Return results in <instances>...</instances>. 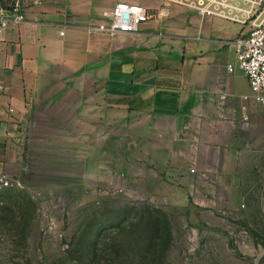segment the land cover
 <instances>
[{"label": "crops", "instance_id": "0c3cea01", "mask_svg": "<svg viewBox=\"0 0 264 264\" xmlns=\"http://www.w3.org/2000/svg\"><path fill=\"white\" fill-rule=\"evenodd\" d=\"M124 1L149 19L98 31ZM15 5L25 20L0 35V172L51 166V194L117 188L173 214L244 205V181L264 173V105L228 42L248 24L181 0H0Z\"/></svg>", "mask_w": 264, "mask_h": 264}, {"label": "rangeland", "instance_id": "374dc122", "mask_svg": "<svg viewBox=\"0 0 264 264\" xmlns=\"http://www.w3.org/2000/svg\"><path fill=\"white\" fill-rule=\"evenodd\" d=\"M49 168L0 188V264H257L264 252L262 171L238 209L173 214L117 188L51 194Z\"/></svg>", "mask_w": 264, "mask_h": 264}, {"label": "built area", "instance_id": "2783aa9c", "mask_svg": "<svg viewBox=\"0 0 264 264\" xmlns=\"http://www.w3.org/2000/svg\"><path fill=\"white\" fill-rule=\"evenodd\" d=\"M193 5L201 15L220 16L249 25V29L230 40L228 46L235 52L238 68L246 75L254 98L264 105V7L261 0H181ZM150 17L148 9L133 2H117L109 19L95 28L109 34L134 33ZM25 20L19 5L0 8V35L13 22ZM229 71L236 64L228 65ZM264 175V173H263ZM19 183V178L0 172V188Z\"/></svg>", "mask_w": 264, "mask_h": 264}, {"label": "water", "instance_id": "95a60500", "mask_svg": "<svg viewBox=\"0 0 264 264\" xmlns=\"http://www.w3.org/2000/svg\"><path fill=\"white\" fill-rule=\"evenodd\" d=\"M257 264H264V252L258 257Z\"/></svg>", "mask_w": 264, "mask_h": 264}, {"label": "trees", "instance_id": "16d2710c", "mask_svg": "<svg viewBox=\"0 0 264 264\" xmlns=\"http://www.w3.org/2000/svg\"><path fill=\"white\" fill-rule=\"evenodd\" d=\"M93 253H94V252H93ZM95 256H96V255H90V256H89V262H90V263H93Z\"/></svg>", "mask_w": 264, "mask_h": 264}]
</instances>
